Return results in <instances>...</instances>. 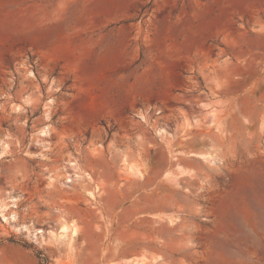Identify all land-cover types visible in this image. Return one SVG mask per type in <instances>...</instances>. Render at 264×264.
Instances as JSON below:
<instances>
[{"label":"rangeland","instance_id":"obj_1","mask_svg":"<svg viewBox=\"0 0 264 264\" xmlns=\"http://www.w3.org/2000/svg\"><path fill=\"white\" fill-rule=\"evenodd\" d=\"M3 143L0 264H264V0H0Z\"/></svg>","mask_w":264,"mask_h":264},{"label":"bare ground","instance_id":"obj_2","mask_svg":"<svg viewBox=\"0 0 264 264\" xmlns=\"http://www.w3.org/2000/svg\"><path fill=\"white\" fill-rule=\"evenodd\" d=\"M19 106L20 105L17 104L16 108H19ZM38 134L39 135H45L46 130L41 129ZM5 148H6V143H3L0 147V157H1L2 153L4 152ZM193 154L194 153H192V155ZM195 155L206 158L205 154H200V153L197 154L196 153ZM71 163H73V162H71ZM88 192H90V194L93 195L91 191H88ZM7 207H8V203L7 204L5 202L0 203V214H1V216L5 222L11 221L15 218L14 217L15 216L14 211H7L6 212ZM21 228H25L28 231V233L33 235L34 238H36V240L38 239V241L39 240L46 241L47 238H49L48 240L52 241V240H55V239L61 237L62 235L65 236L68 233L70 234V236H74L77 232V229H76V226L74 225V223L66 222L64 219H62V221L60 223V226L58 228V230H59L58 232H54L51 229H49V230L34 229L33 231H30L31 229L24 224L21 225Z\"/></svg>","mask_w":264,"mask_h":264},{"label":"trees","instance_id":"obj_3","mask_svg":"<svg viewBox=\"0 0 264 264\" xmlns=\"http://www.w3.org/2000/svg\"><path fill=\"white\" fill-rule=\"evenodd\" d=\"M40 255V254H39ZM39 258H41L42 256H38ZM42 260H44L45 262H47V259L45 257L41 258Z\"/></svg>","mask_w":264,"mask_h":264}]
</instances>
